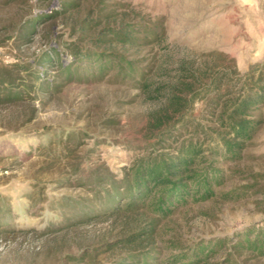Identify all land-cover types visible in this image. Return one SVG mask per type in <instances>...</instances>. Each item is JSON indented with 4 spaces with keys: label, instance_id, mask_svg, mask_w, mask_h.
Masks as SVG:
<instances>
[{
    "label": "rangeland",
    "instance_id": "obj_1",
    "mask_svg": "<svg viewBox=\"0 0 264 264\" xmlns=\"http://www.w3.org/2000/svg\"><path fill=\"white\" fill-rule=\"evenodd\" d=\"M61 1L0 0V65L13 66L19 88L29 86L24 103L0 106V264H71L66 256H79L81 243L99 241L113 227L110 221H101L60 231L91 205V191L88 185H81L88 170L100 175L107 171L120 179L123 170L143 154L170 152L189 139L201 143L202 148L217 142L210 130L219 126L209 113V101L218 92L211 85L190 119L193 124L200 123L205 134L196 137L190 128L175 127L171 137L154 146L156 149H145L155 141L146 139L147 114L153 104L135 87L112 82V73L97 82H70L57 92H44L37 77L55 83L57 70L40 65L39 56L58 47L61 61L67 64L72 56L63 44L78 42L86 48L91 37L95 38L93 33L76 41L68 31L75 19L85 15L90 0H81V14L70 11L57 16L50 29L47 21H36L40 23L37 28L25 39L21 37L32 27L31 18L52 15L60 9ZM105 4L104 13L114 10L116 20L125 14L134 22H161L163 43L113 47L140 66L160 63L169 54L173 68L174 59L220 52L226 60L217 62L216 70L219 75L234 70L229 84L233 97L243 96L249 78L256 79L264 72V0H105ZM102 26L103 22L96 30ZM32 112L34 117L27 122ZM218 167L225 176L236 172L219 187L224 192L254 184L252 175L261 177L257 186L237 201L214 196L177 210L160 224L162 239L192 244L232 237L246 229H264V193L257 192L264 189V122L246 143L239 160L220 161ZM72 199L74 202L69 201ZM98 202L94 205L97 210L104 204L103 199ZM249 256L241 257L246 264H264V260ZM99 260L98 264H113L107 255Z\"/></svg>",
    "mask_w": 264,
    "mask_h": 264
},
{
    "label": "trees",
    "instance_id": "obj_2",
    "mask_svg": "<svg viewBox=\"0 0 264 264\" xmlns=\"http://www.w3.org/2000/svg\"><path fill=\"white\" fill-rule=\"evenodd\" d=\"M81 3V0H63L60 9L52 15L31 18L32 27L21 37L25 39L32 29L37 28L40 23L36 21H47L50 29L51 21L57 16L70 11L81 14ZM105 7V0H90L84 9L85 15L72 22L68 31L75 35L76 41L93 33L95 38L91 37V45L86 48H81L78 42L63 44L72 56L67 64L61 61L62 53L58 47L52 46L49 52L39 56L40 65L55 66L57 70L55 83L37 77L40 88L54 93L65 83L97 82L112 73V82L135 87L153 104L147 114L146 139L155 141L147 144L145 149H156L160 142L171 137L175 127L190 128L192 136L196 137L205 134L202 125L193 124L190 119L198 101L206 98L211 85L218 93L205 103L209 101V113L219 126L210 130L216 134L217 142L202 148L201 143L189 139L172 147L170 152L143 154L123 170L120 179L113 178L107 171L100 175L95 170H88L81 185H88L91 205L83 208L82 216H75L76 221L60 231L101 221H110L113 227L99 241L81 243L79 256L65 258L71 264H98L101 255L109 256L113 264H246L241 258L243 254H249L253 260H264V229H246L232 237L192 244L176 238L164 240L160 232L161 223L191 203L208 201L214 196L222 201H237L257 186L261 176L252 175L254 184L231 191L219 190L223 182L236 172L225 176L218 165L220 161L239 160L246 143L264 122V72L256 79L249 78L251 87L243 86V96L233 97V88L229 84L235 76L234 70H225L220 75L216 70V63L226 60L223 53L212 51L200 58L174 59L173 68V57L167 54L160 63L154 61L148 66H140L136 60L128 59L113 47L163 43L165 30L161 22H134L125 14L116 20L114 10L104 13ZM102 22L103 26L96 30ZM26 66L21 69L26 70ZM12 67L0 65L2 107L24 103L28 97L29 86L22 84L21 88L18 87L17 74ZM33 117L32 112L26 121ZM67 140H72V134ZM76 169L75 166L73 171ZM257 192L264 193V189L258 188ZM100 199L104 204L101 203L97 210L94 205ZM69 201L74 202L73 199Z\"/></svg>",
    "mask_w": 264,
    "mask_h": 264
}]
</instances>
